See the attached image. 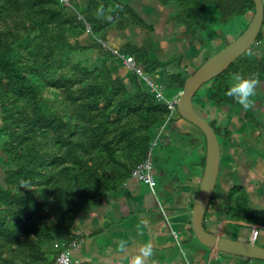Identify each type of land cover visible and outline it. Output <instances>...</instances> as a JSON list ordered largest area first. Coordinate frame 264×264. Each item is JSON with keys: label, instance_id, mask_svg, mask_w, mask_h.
Returning a JSON list of instances; mask_svg holds the SVG:
<instances>
[{"label": "trees", "instance_id": "16d2710c", "mask_svg": "<svg viewBox=\"0 0 264 264\" xmlns=\"http://www.w3.org/2000/svg\"><path fill=\"white\" fill-rule=\"evenodd\" d=\"M158 1L175 6L177 24L184 28L181 39L192 46L195 41L191 38L208 19L223 28L236 20L248 22L247 27L255 12L253 0ZM139 18L121 0H90L86 6L81 0L67 4L61 0H0V264H56L66 251L71 264H102L86 257L79 247L102 234L107 226L98 229L94 225L84 231L80 224L93 210L104 209L106 198L128 184L148 152L152 155L153 147L161 151L175 142L184 140L183 146L188 143L191 132L172 126L182 119L177 107L172 112L137 72L152 77L174 68L167 75L169 94L158 85L168 99L181 91L193 74L183 68V56L157 59L145 46L132 44L117 52L133 59L134 66L123 77L110 70L109 61L121 57L106 50L104 29L122 30ZM88 23L90 30L86 29ZM94 28H102V35ZM262 31L256 43L262 41ZM83 36L91 43L82 40ZM90 48L102 51L101 65L96 61L89 66L86 59L76 58ZM234 73L263 80L264 55L241 56L199 89L193 105L204 118L211 113L213 119H205L220 145L223 142L237 149L235 137H242L239 125L234 128L226 120L239 119L250 125L260 122V114L256 93L247 108L227 94ZM203 87L206 90L200 93ZM167 131L169 137H165ZM242 146L247 149L244 142ZM159 162L157 158V181L167 186L175 169L158 167ZM175 164L184 175L202 172L205 155L195 164L186 158H179ZM185 186L190 187V182H175L168 205L179 204L177 189ZM247 189L235 184L220 204L212 197L204 223L211 208L216 228L224 220L232 222L227 229L242 226L239 223L264 228V212L253 208H261V204L254 203ZM188 203L174 210L186 213L193 199L190 208ZM161 212L165 221L162 206ZM73 242L78 247L72 246ZM194 242L202 247L188 220L184 237H177L176 251ZM193 245L194 251H202Z\"/></svg>", "mask_w": 264, "mask_h": 264}, {"label": "rangeland", "instance_id": "374dc122", "mask_svg": "<svg viewBox=\"0 0 264 264\" xmlns=\"http://www.w3.org/2000/svg\"><path fill=\"white\" fill-rule=\"evenodd\" d=\"M121 1L123 4H127V7L132 8L137 13L138 18L140 17V20H132L133 24L128 25V28L122 30H116L115 27L112 28L111 31L104 29L107 42L105 43L106 50L115 54L117 50L127 45L137 44L145 46L150 55L157 59L165 60L181 55L184 57L183 68L191 73H194L207 58L209 59L214 56L238 38L247 28L245 25L248 23L244 21L237 22L236 20L228 28H223L217 22L208 19L204 23L205 27H203L201 31H198L195 37L191 38V40L194 39L195 41L193 47L188 41H182L181 39V32L184 28L177 24V9L173 4L163 5L162 2L158 0ZM73 2H75V0H73ZM85 3L88 4L89 2L85 0ZM82 5L86 6L83 3ZM86 29L90 30L89 23L86 25ZM102 30V28L97 30L94 28V32L98 35H102ZM262 34V41L254 43L247 52V55L257 54L258 57L264 55V28ZM81 39L91 43V41L86 40L84 36ZM102 54L101 50L90 48L83 53L77 54L76 58L86 59L89 66L96 61H99L97 65H101ZM108 64L110 70L115 75L123 77L127 74L128 69L133 67L134 60L131 61L129 59V61L125 63L122 59L120 60L115 57L110 60ZM172 69L174 70V68L161 70L152 77L149 76L151 82H157V85L160 84L162 89L164 88L165 95L169 94V90L167 89V75L172 72ZM204 89L206 90V87H203L200 93H203ZM254 98L256 99L258 96L255 95ZM259 101L258 98L255 104ZM220 114L222 116L223 111H221ZM176 117L178 118V116ZM205 118L212 120L213 116H211V113H206ZM226 124L234 128L239 125L237 130L242 134V137H235V139L239 141L237 149H232L221 142V167L213 199H216L218 204H220L221 201L226 200L230 189L235 184H242L248 188L247 190L251 193V198L254 200V203L256 205L261 204L262 208L264 207V120L260 119V122H251V125H246L239 119L231 120V118H228ZM172 126L181 127L183 132H191L192 135L190 138H187L188 143L184 146L182 143L184 142L183 140L181 143L175 142L170 147L164 148L161 151H158L160 148L157 150V146L153 147L151 158H153L154 165L151 172L156 181L154 190L157 201L154 198V193H151L150 187L147 184L132 177L125 186L126 188L115 192L106 199L111 202L112 205L114 203L122 204L123 198L129 204H132L129 205V207L132 208L135 205L132 208V215L135 223L128 224V221H126L117 227H111L108 230V235H105V237L93 238L89 242L85 241L80 244L81 246L79 249L83 251V253H86V257H94L102 264H121V262L125 264H134L135 258L142 255L141 249L150 245L152 255L143 258V264L206 263L205 260H207V256L204 255L210 252L209 249L204 248V246L201 247L195 242L186 246L182 251H176L178 249L176 245L177 237H184L189 215L187 212L181 213L174 209L169 210V200L167 201L168 197L172 196L174 193L175 182L178 185L179 182L182 184L185 183V181H190L191 185L194 187L193 193L196 192V197L204 169L202 172L200 170L195 172L190 171V173L187 172V174L184 175L183 172L179 171L175 163H177V160L179 161V158H186V161L191 164L199 162L202 157L206 155V142L204 144L203 136L199 130L182 119H178L177 122L172 123ZM260 126H263V128ZM258 133L262 135L261 138H259L260 136L256 137ZM168 134L169 132L167 131L165 137H169ZM252 134L253 136L251 137ZM243 142L247 147L246 150H244V146H242ZM157 158L160 160L158 167L167 168L169 171H171L172 168L173 170L175 169L174 173L169 178L170 184L168 187L161 185L157 181ZM185 176L186 178H184ZM130 189L131 191H128ZM179 191V204L175 206L185 208L184 206H187L186 203L189 202L188 206L190 208L192 199L193 201L195 199L192 196L193 193L189 195L190 189L186 186L183 188L181 187L179 190L177 189V193ZM140 196L144 200H138ZM161 206L167 216L165 221H162L160 217L162 213ZM175 206L172 205L171 207L175 208ZM219 207L221 208L220 205ZM253 208L264 212V209L258 207ZM210 209L211 208H209V215L205 220L204 227L208 232L215 233L217 230L216 222L214 218H212ZM222 228L223 227H221L223 235L227 238L252 242L251 239H248L250 234V228L248 227H234V225H232L229 229L226 228L225 231L223 230L224 228ZM121 241H124L125 245L127 244L124 248L119 247ZM193 244L201 248L203 253L194 251ZM256 244L264 247V228L260 230V236L256 240ZM108 256L114 257L112 259ZM210 256L218 260H216L217 262L213 261L209 264H264L256 260L249 261V259L241 257H230L224 253H221V257H219V254L216 252L213 253L212 251L209 258ZM108 258H111L112 261ZM206 264H208V261Z\"/></svg>", "mask_w": 264, "mask_h": 264}, {"label": "water", "instance_id": "95a60500", "mask_svg": "<svg viewBox=\"0 0 264 264\" xmlns=\"http://www.w3.org/2000/svg\"><path fill=\"white\" fill-rule=\"evenodd\" d=\"M255 12L244 32L224 49L207 59L179 91L178 115L198 128L206 141L205 165L198 193L191 210V229L197 241L212 252L224 253L249 260L264 261V247L250 241H240L225 237L219 232H208L204 227V217L216 189L221 167V146L214 128L199 115L193 105V98L199 89L225 72L256 43L264 24V2L253 0Z\"/></svg>", "mask_w": 264, "mask_h": 264}, {"label": "crops", "instance_id": "0c3cea01", "mask_svg": "<svg viewBox=\"0 0 264 264\" xmlns=\"http://www.w3.org/2000/svg\"><path fill=\"white\" fill-rule=\"evenodd\" d=\"M83 4L85 5H88L90 3V0H87V2H89L88 4L85 3V0H81ZM178 93V92H177ZM256 95L259 97V102L256 104V107L258 110V114H260V119L264 120V78L263 80H260L257 85H256ZM176 94V93H175ZM251 125V124H250ZM264 126V125H263ZM263 126H260L261 128H263ZM264 129V128H263ZM264 133V132H263ZM253 136V134L251 135V137ZM260 136L259 138H261V134L258 133V135L256 137ZM190 182V181H189ZM170 183H168V185L166 187L169 186ZM161 185L165 186L163 183H161ZM192 187V189H191ZM126 187H123L122 189H124ZM171 188L173 189V186L171 185ZM190 192H193L192 190H194V187L191 185L190 183ZM121 190V189H120ZM175 190V189H174ZM128 191H131L128 190ZM151 193L153 194L152 190L150 189ZM188 191V190H186ZM170 193V192H168ZM154 198L155 200L157 201V198H156V194L154 193ZM170 196L168 197L167 201L169 200ZM137 199V198H136ZM139 199H143L141 196L138 198ZM144 200V199H143ZM118 202V201H116ZM105 203V206H104V209H98V210H93L92 211V214L91 215H88L85 217L86 220H83L82 224H80V226H85L84 227V231H87V230H90L91 227H94V225H97L95 228H98L100 229V226L102 227H106L107 226V229H105L102 234L98 235L97 237H95L94 239L96 238H103L105 237V235H108V230L111 228V227H117L118 225H121L123 223H125L126 221H128V224H133L135 223L134 221V217L132 215V208L135 206H133L132 208L129 207V205H132V204H129L128 202L125 201V199L123 198L122 200V204H117V203H114L113 205L111 204V202H109L107 199L104 201ZM124 203V204H123ZM170 208L169 210H173L174 208L171 207V205H169ZM192 210V208H191ZM191 210L188 211V215H189V221H191ZM89 220V221H87ZM188 222V221H187ZM170 224V223H169ZM227 224H232V222H229V221H222L218 227H217V230L216 232H219L223 235V231L221 230V227H223L222 229L225 231L226 230V225ZM242 226H246V225H243L242 223L240 224ZM171 226V224H170ZM173 227V226H172ZM93 228V229H95ZM156 228V227H155ZM248 228H250L248 226ZM157 229V228H156ZM161 229V228H160ZM250 239V234H249V238ZM109 244V243H107ZM127 245V244H126ZM125 245V246H126ZM157 250V248H156ZM200 250V248H199ZM201 253H203V251H199ZM211 251L207 254V260L206 262L208 261V264L214 260L213 257L210 256L209 258V255H210ZM213 253H215L213 251ZM121 256H124V255H121ZM205 256V255H204ZM108 257H111L113 259L114 256H108ZM111 258H108L110 261ZM163 261V260H162ZM113 263V262H112ZM117 263V262H116ZM114 264V263H113ZM121 264H125L123 262H121Z\"/></svg>", "mask_w": 264, "mask_h": 264}, {"label": "built area", "instance_id": "2783aa9c", "mask_svg": "<svg viewBox=\"0 0 264 264\" xmlns=\"http://www.w3.org/2000/svg\"><path fill=\"white\" fill-rule=\"evenodd\" d=\"M61 1H63L65 4H67L69 2V0H61ZM115 55L121 57V59L125 63H126V61H129V59L131 61L133 60L131 58H126V57L120 56L117 51L115 52ZM137 72L149 84L152 91L155 92L156 97L159 98L160 100H163L164 102H166V104L171 109V111L174 112L175 108L177 107V100L179 97V92L174 94L172 97L166 99L162 93L161 88L157 85V83L151 82L149 77L144 76L140 71H137ZM154 144H155V142H154ZM147 156H148V158H146V160L133 171L132 175L134 178H136V179L144 182L145 184H147L150 187V189L152 190V192L155 193L154 187L156 186V181H155L154 176L151 172V170H152V159L150 158L151 152H148ZM242 224L250 227V239H251L252 243H256V240L258 239V237L260 235V230L263 227L259 226V225H248L245 223H242ZM71 245L74 247H78L76 242H73ZM56 264H71L69 252L66 251V252L62 253L59 256V258L57 259Z\"/></svg>", "mask_w": 264, "mask_h": 264}, {"label": "clouds", "instance_id": "9594fccd", "mask_svg": "<svg viewBox=\"0 0 264 264\" xmlns=\"http://www.w3.org/2000/svg\"><path fill=\"white\" fill-rule=\"evenodd\" d=\"M233 83L229 87L227 94L234 97L245 108L251 103V98L255 95L256 85L258 83L256 77H244L240 73H234L232 76ZM120 248L125 247L124 241L120 242ZM141 256L134 260V264H143V258L152 255L151 246H145L141 249ZM220 254V253H219Z\"/></svg>", "mask_w": 264, "mask_h": 264}, {"label": "flooded vegetation", "instance_id": "af4514ba", "mask_svg": "<svg viewBox=\"0 0 264 264\" xmlns=\"http://www.w3.org/2000/svg\"><path fill=\"white\" fill-rule=\"evenodd\" d=\"M216 233V232H215ZM260 236V235H259Z\"/></svg>", "mask_w": 264, "mask_h": 264}]
</instances>
